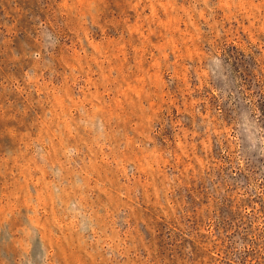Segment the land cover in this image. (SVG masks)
<instances>
[{"label":"rangeland","instance_id":"obj_1","mask_svg":"<svg viewBox=\"0 0 264 264\" xmlns=\"http://www.w3.org/2000/svg\"><path fill=\"white\" fill-rule=\"evenodd\" d=\"M0 264H264V0H0Z\"/></svg>","mask_w":264,"mask_h":264}]
</instances>
